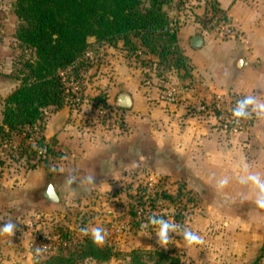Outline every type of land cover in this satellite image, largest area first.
I'll list each match as a JSON object with an SVG mask.
<instances>
[{
  "label": "rangeland",
  "instance_id": "374dc122",
  "mask_svg": "<svg viewBox=\"0 0 264 264\" xmlns=\"http://www.w3.org/2000/svg\"><path fill=\"white\" fill-rule=\"evenodd\" d=\"M151 1L140 0L139 8L145 9ZM159 1H162V12L166 14L168 24L173 19L177 22L174 30L166 27L176 34V41L170 45L169 54L161 58L150 53L132 35L131 44H126L123 38L96 41L95 36H88L84 54L61 70L65 87V104L62 108L71 109L61 130L55 134L49 130V125L60 116L59 111L62 109L50 106L43 108L41 118L33 127L12 131L6 138L0 135V227L11 220L19 229L14 235L0 236V264H47L55 257L71 260L63 264H130L133 249L144 250L143 259L149 261L155 259L151 255L154 250L162 249L177 257L176 264H201L202 261L213 259L225 260L222 254L225 247L232 248L236 257L239 249L253 245L247 236L243 237L249 223L241 217L249 214L252 216L264 209L258 208L256 204H241L239 199H228L226 202L227 198L211 194V191L191 188L187 181L180 200L162 201L154 210L149 205L143 207V213L139 215L144 219L142 228L133 226L128 213L134 203L130 195L144 186L151 192L166 189L176 194L181 181H184L183 177L177 175L156 172L144 160L134 166L121 168L117 172V181L110 188L83 189L63 196L57 194L52 186L51 191L60 202L58 205L48 203L46 199L41 200L38 190L26 192L31 180L29 172L38 167L45 166L47 174L50 172L56 181L59 165L65 155L57 136L71 134L74 128L80 133L83 132V126L98 123H107L108 127L104 126V129L117 126V135L129 133L130 127L125 122V115L130 109L116 105L118 94L125 89L119 80L121 75L137 77L138 87H145L146 97L151 98L147 101L160 106L165 113H177L175 109L169 110L171 105L181 107L187 115L213 124L210 119H204L207 117H202L203 112H207L203 109V102L208 98L199 96L201 77L191 73L192 68L183 54L177 32L181 27L196 23L198 33L206 30L211 36L231 38L217 33V24L223 20L236 30L234 37L239 35V30L219 8L217 0ZM15 2L0 0V123L6 97L19 86L21 78L28 71L25 64L35 59L34 49L23 45L15 36L20 24L14 12ZM179 54L184 58L187 73L176 65ZM26 133H30V136L27 137ZM38 139L42 140L43 145H38ZM38 187L43 189L45 181ZM188 190L196 197L197 203L193 206L189 204L187 209L181 210L180 202L186 201ZM24 195L29 198L27 204L19 202L21 198L18 196ZM223 202L225 205L221 204ZM177 213H181L183 218L175 219ZM153 214L178 226L176 231L169 233L166 245L158 244L155 233L158 226L147 221ZM93 227H101L106 232L105 242L100 246L109 249L112 254L106 262L83 254L86 240L90 238L81 229L91 230ZM184 229H190L201 236L203 243L187 244L182 238ZM259 240L264 242V238ZM36 249H40L39 253ZM254 259L246 264H251Z\"/></svg>",
  "mask_w": 264,
  "mask_h": 264
},
{
  "label": "crops",
  "instance_id": "0c3cea01",
  "mask_svg": "<svg viewBox=\"0 0 264 264\" xmlns=\"http://www.w3.org/2000/svg\"><path fill=\"white\" fill-rule=\"evenodd\" d=\"M217 3L239 30L238 36L224 39L211 36L206 30L198 33L196 23L181 27L177 32L191 73L201 77L199 96L252 95L264 102V0H217ZM196 34L202 37V43L193 47L191 39ZM119 72L123 74L122 70ZM119 80L132 99V106L126 109L130 111L125 115L129 133L117 135V126L104 129L108 124L98 123L83 126L80 133L74 128L72 135L57 136L65 155L58 176L55 175L56 181L50 172L47 174L45 166L33 169L29 172L31 180L27 193L38 190L41 200L58 205L60 202L47 198L48 184L63 196L83 189L110 188L117 181L121 168L144 160L156 172L183 177L181 182L186 187L187 181L191 188L211 191V194L227 198L226 202L239 199L241 204L255 205L257 189L250 182L241 183L240 178L259 174L264 179V113L255 112L254 123L247 131L228 134L213 124L187 115L181 107L171 105L169 110L175 109L177 113H165L160 106L147 101L150 98L146 97L147 89L138 87L137 77L121 75ZM224 178L228 183L221 187L219 181ZM44 181L45 187L39 189ZM24 196H18L19 202L27 204L29 198ZM241 219L249 223L243 237L247 236L253 245L239 249L236 257L232 248L225 247L222 252L225 260L213 259L201 264H246L259 254L263 244L259 239L264 238V210L252 216L243 215ZM0 236L8 237L9 234Z\"/></svg>",
  "mask_w": 264,
  "mask_h": 264
},
{
  "label": "trees",
  "instance_id": "16d2710c",
  "mask_svg": "<svg viewBox=\"0 0 264 264\" xmlns=\"http://www.w3.org/2000/svg\"><path fill=\"white\" fill-rule=\"evenodd\" d=\"M139 4L140 0H16L14 12L20 24L15 36L23 45L34 49L35 59L25 64L28 71L4 101L0 135L6 138L12 131L33 127L41 118L43 108L52 106L60 109L64 106L65 87L59 71L84 54L88 36H95L96 41L123 38L126 44H131L132 35L150 53L161 58L169 54L176 34L166 29L168 20L162 12V1L152 0L145 9H140ZM176 65L187 73L180 54ZM26 136L29 137L30 133ZM37 143L43 145L41 139ZM184 190V184L178 186L176 194L166 189L151 192L146 186L138 188L134 195H130L134 203L128 210L133 226L142 228L144 219L139 215L143 213V207L149 205L154 210L162 201L180 200ZM187 194L186 201L180 202L181 210L197 203L190 190ZM49 198L51 202L57 201L52 191ZM179 217L183 218L181 213L175 215V219ZM84 248V256L100 262H106L112 256L109 249L94 245L91 239L86 240ZM144 253L142 249H133L130 264H176L178 260L162 249L152 252L154 261L143 259ZM263 257L264 242L251 264H262ZM70 262L69 258L55 257L47 264Z\"/></svg>",
  "mask_w": 264,
  "mask_h": 264
},
{
  "label": "clouds",
  "instance_id": "9594fccd",
  "mask_svg": "<svg viewBox=\"0 0 264 264\" xmlns=\"http://www.w3.org/2000/svg\"><path fill=\"white\" fill-rule=\"evenodd\" d=\"M251 106V111L256 112L257 114L264 113V102H259L257 99L248 95L243 99L237 101L236 106L232 109V115L239 118H246L250 113L249 109ZM92 178L89 177V180ZM240 182L247 184L251 183L257 189L255 194V204L258 208L264 209V179L261 178L259 174H249L246 177H241ZM228 183V179L224 178L219 181L220 186H224ZM148 223L151 225L158 226L156 230V236L158 237V244L166 245L169 240V233L174 232L177 229V225L169 223L167 220L162 217H157L154 214L148 218ZM18 225L13 221L6 222L2 227H0V235L12 234L14 235L18 231ZM81 232L85 235H89L92 243L96 246H102L105 242L106 232L101 227H93L91 230L88 228H82ZM183 240L189 245L193 244H202L203 239L201 236L191 231L190 229L183 230ZM39 253L40 249H36Z\"/></svg>",
  "mask_w": 264,
  "mask_h": 264
},
{
  "label": "built area",
  "instance_id": "2783aa9c",
  "mask_svg": "<svg viewBox=\"0 0 264 264\" xmlns=\"http://www.w3.org/2000/svg\"><path fill=\"white\" fill-rule=\"evenodd\" d=\"M176 26L177 22L173 19L169 22L167 28L174 30ZM231 26L232 25L229 22L223 20L217 24V33L227 37H234L237 32L232 29ZM59 73L60 76H62L61 70ZM244 97L245 95H231L227 93H216L211 95L203 102V109L207 112H203L202 117H207L204 119H210L216 129L228 134L247 131L252 127L256 117V113L251 111V106L249 109L250 114L246 118L237 119L232 115V109L236 106L237 101L243 99ZM115 124H117V122H115Z\"/></svg>",
  "mask_w": 264,
  "mask_h": 264
},
{
  "label": "water",
  "instance_id": "95a60500",
  "mask_svg": "<svg viewBox=\"0 0 264 264\" xmlns=\"http://www.w3.org/2000/svg\"><path fill=\"white\" fill-rule=\"evenodd\" d=\"M202 43V37L199 34H196L191 39V45L193 47H198ZM116 105L119 108L127 109L132 106V99L131 95L124 89L122 92H120L116 98ZM70 111L69 107H64L60 110V116L49 126V130L52 132V134L57 133L65 124L68 113ZM46 194L49 201L51 199L49 198V193L51 192V185L48 184L46 188Z\"/></svg>",
  "mask_w": 264,
  "mask_h": 264
}]
</instances>
